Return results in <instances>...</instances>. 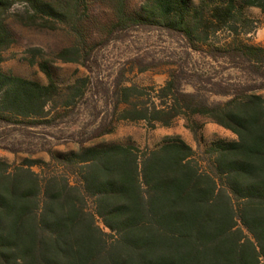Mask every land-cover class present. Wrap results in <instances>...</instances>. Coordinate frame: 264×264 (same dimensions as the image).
<instances>
[{
	"label": "trees",
	"instance_id": "1",
	"mask_svg": "<svg viewBox=\"0 0 264 264\" xmlns=\"http://www.w3.org/2000/svg\"><path fill=\"white\" fill-rule=\"evenodd\" d=\"M126 1L117 4L120 26L179 33L193 51L246 77L223 83L192 72L191 92L183 88L182 67L158 87L116 82L91 139L110 134L115 121L155 128L179 119L196 137L200 118L236 139L214 140L201 152L179 136L143 150L80 144L52 156L65 169L75 167L73 178L39 175L32 167L46 166L41 160L0 161V264H264V45L240 38L254 28L245 9L264 16V0H140L137 14L126 13ZM18 2L33 10L26 17L32 24L38 14L56 13L46 0H0V63L14 42L6 14ZM222 32L228 41L203 50ZM131 63L140 72L156 67L140 58ZM38 67L46 84L0 70V122L43 120L63 91L70 92L64 108L83 95L81 80L60 88L47 63Z\"/></svg>",
	"mask_w": 264,
	"mask_h": 264
},
{
	"label": "rangeland",
	"instance_id": "2",
	"mask_svg": "<svg viewBox=\"0 0 264 264\" xmlns=\"http://www.w3.org/2000/svg\"><path fill=\"white\" fill-rule=\"evenodd\" d=\"M56 10L54 15L38 14L35 24L26 20L34 14L29 5L14 3L6 14V23L14 35V42L2 53L0 70L28 80L47 83L38 64L49 66L57 86L64 88L81 80V97L72 99L64 108L70 92L50 105L43 120L13 119L0 122V161L13 166L41 160L47 165H34L32 170L41 176L67 174L73 178L75 167L63 168L53 155L75 151L80 144L120 143L139 150L159 146L165 136H179L195 151H203L212 141L235 140L230 131L200 118L203 123L197 136L177 120L171 127L149 128L144 122L115 121L113 131L98 139L91 133L104 116L106 93L116 82L140 87H158L177 67L184 68L183 88L191 92L188 82L192 72L208 73L220 82L245 79L225 62H214L204 52L193 51L179 33L160 27L120 26L116 17L118 0H82L74 5L69 0H46ZM143 2L127 0V14L140 12ZM254 20V28L240 38L251 45H264V16L256 8L245 9ZM226 33L211 36L203 50L228 41ZM140 58L154 68L140 72L131 59ZM264 95V91L261 92ZM211 100L226 98L212 96ZM101 226V224H99Z\"/></svg>",
	"mask_w": 264,
	"mask_h": 264
}]
</instances>
